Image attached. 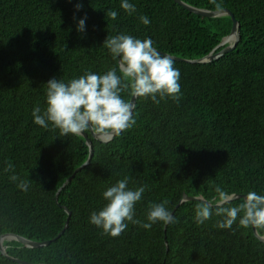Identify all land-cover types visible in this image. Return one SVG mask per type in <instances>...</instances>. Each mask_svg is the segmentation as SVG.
<instances>
[{
  "label": "trees",
  "instance_id": "trees-1",
  "mask_svg": "<svg viewBox=\"0 0 264 264\" xmlns=\"http://www.w3.org/2000/svg\"><path fill=\"white\" fill-rule=\"evenodd\" d=\"M207 10L229 9L240 23L236 49L210 63L175 61L182 96L159 104L139 97L136 123L104 143L63 137L51 124L34 123L32 110L46 108V83H65L87 72L104 74L118 66L103 42L119 34L151 38L162 55L198 60L209 55L232 30L230 17L204 18L174 0H0V236L13 233L34 242L61 238L42 248L5 241L7 254L34 264H264V242L253 228H217L219 185L224 191L264 195V0H183ZM83 7L77 10L75 5ZM219 5V7H217ZM117 19L107 16L108 10ZM146 15L149 25L140 22ZM75 17V18H74ZM85 20V31L77 24ZM220 48L219 50H222ZM119 75V72H118ZM130 103L128 91L121 93ZM30 182L20 191L5 172L7 162ZM128 177L129 189L147 185L135 217L148 222L151 203L168 201L177 222L150 229L126 222L116 238L89 222L107 203L103 192ZM213 205L204 224L195 222L202 201ZM243 198L230 205L237 206ZM242 215V214H241ZM264 237V230H257ZM167 241V245H166ZM0 264H18L0 251Z\"/></svg>",
  "mask_w": 264,
  "mask_h": 264
},
{
  "label": "clouds",
  "instance_id": "clouds-1",
  "mask_svg": "<svg viewBox=\"0 0 264 264\" xmlns=\"http://www.w3.org/2000/svg\"><path fill=\"white\" fill-rule=\"evenodd\" d=\"M75 7L80 10L83 5L77 3ZM120 7L129 15L136 12L135 5L129 0H121ZM107 16L116 20L118 13L110 9ZM85 20L86 17L78 21V32L85 31ZM139 20L144 25L150 24L146 15L139 16ZM153 43L151 38L141 40L123 33L107 37L103 45L117 60L118 66L104 74L87 72L67 83L55 77L47 81L46 108L42 112L39 106L33 107L34 123L45 129L51 124L63 137L80 136L88 131L99 137H111L120 135L136 123L133 105L123 99L121 93L128 91L130 96L150 98L155 104L165 99L178 103L182 96L180 70L174 67V59L158 52ZM4 171L12 173L9 180L20 191L29 190L30 182L15 173L11 161L7 162ZM128 179L124 177L118 180L103 192L107 203L98 212L90 214L89 222L92 225L116 238L128 227L126 222L146 230L158 222L164 225L177 222L167 208V200L149 205L148 222L134 218L135 205L141 201L147 185L132 190L127 187ZM215 193V215L222 217L216 222L217 228L231 229L238 220L241 228L264 230V195L249 191L239 205L225 206L231 204L235 194L224 191L219 185L215 187ZM212 212L213 205L202 201L195 209V222L204 224L211 218Z\"/></svg>",
  "mask_w": 264,
  "mask_h": 264
},
{
  "label": "water",
  "instance_id": "water-1",
  "mask_svg": "<svg viewBox=\"0 0 264 264\" xmlns=\"http://www.w3.org/2000/svg\"><path fill=\"white\" fill-rule=\"evenodd\" d=\"M178 5H180L181 7H183L185 10H187L188 12L195 14L197 16H201L204 18H221V17H230L232 19L233 22V26H232V30L231 33L223 38L222 42L207 56L198 59V60H186L183 58H177L174 56H170L172 57L175 61H181V62H188V63H192V64H205V63H210L213 62L215 60H218L219 58L223 57L226 54H229L231 52H233L240 40V23L236 20L234 14L227 8L221 9V10H207V9H201V8H196L194 6L189 5L188 3L184 2L183 0H174ZM220 48H223L222 50H219ZM169 56V55H166ZM138 97L132 96L130 103L133 105V111L136 105V100ZM91 132V136L99 141H102L104 143H109L111 142L117 135H113L111 137H99L96 134H94L92 131ZM82 137H84V139L86 140L87 145L90 148V156L88 158V160L86 161V163L84 165H82L80 168H78L75 173L68 178L65 183L62 185V187L58 190L57 192V196H56V201L58 202V196L61 193V191L63 190V188H65V186L67 184L70 183V181L72 180V178L74 177V175L79 172L80 170L84 169L86 166H88L90 164L92 155H93V147H92V141L89 138L88 134L85 132L82 135H80ZM244 195H235V198L232 200H236V199H241L244 198ZM205 201L203 198L201 197H189L187 195L183 196V200L181 203L186 202V201ZM208 202V201H207ZM210 203V202H209ZM62 208H64V210L67 212L68 214V218L65 224V227L62 229V231L57 235V237L53 240L50 241H44V242H34L32 240H29L27 238H24L22 236L13 234V233H8V234H4L0 236V251L1 253L6 256L8 259L17 262L18 264H34L31 262H26L24 260L18 259V258H14L11 257L7 254V246L4 245L5 241H16L21 243L23 246L27 247V248H33V249H37V248H42V247H47L49 246L53 241L58 240L59 238H61L63 236V234L65 233V231L68 229L69 227V220L71 217V212L68 210V208H66L65 206H61ZM179 205L177 207L174 208L172 215H174L175 211H177ZM165 229H167V225L165 226ZM254 230V234L256 235V237L264 242V237H261L260 235H258V232L256 229ZM166 245H167V241H166Z\"/></svg>",
  "mask_w": 264,
  "mask_h": 264
},
{
  "label": "bare ground",
  "instance_id": "bare-ground-1",
  "mask_svg": "<svg viewBox=\"0 0 264 264\" xmlns=\"http://www.w3.org/2000/svg\"><path fill=\"white\" fill-rule=\"evenodd\" d=\"M7 242V241H6Z\"/></svg>",
  "mask_w": 264,
  "mask_h": 264
}]
</instances>
